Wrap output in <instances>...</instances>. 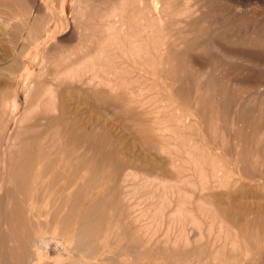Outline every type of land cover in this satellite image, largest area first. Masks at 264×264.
I'll use <instances>...</instances> for the list:
<instances>
[{"label": "rangeland", "instance_id": "obj_1", "mask_svg": "<svg viewBox=\"0 0 264 264\" xmlns=\"http://www.w3.org/2000/svg\"><path fill=\"white\" fill-rule=\"evenodd\" d=\"M0 7V264H264V0Z\"/></svg>", "mask_w": 264, "mask_h": 264}, {"label": "bare ground", "instance_id": "obj_2", "mask_svg": "<svg viewBox=\"0 0 264 264\" xmlns=\"http://www.w3.org/2000/svg\"><path fill=\"white\" fill-rule=\"evenodd\" d=\"M39 1V0H38ZM0 2H1V0H0ZM6 3V2H5ZM26 3H27V1H26ZM22 4V3H21ZM19 5H20V3H19ZM30 5V4H29ZM28 5V6H29ZM10 6V5H9ZM26 6V5H25ZM27 7V6H26ZM7 8V7H6ZM14 8V7H13ZM29 8V7H28ZM31 8V7H30ZM61 8L63 9V12L64 13H66V9H67V0H61ZM0 9H2V7H0ZM8 9V8H7ZM32 9V8H31ZM18 10H19V8H18ZM23 10H25V9H23ZM10 11V10H9ZM8 12V11H7ZM15 12V11H14ZM24 12V11H23ZM36 13V12H35ZM21 14H22V12H21ZM8 16V15H7ZM14 20L16 21L15 23H16V30H18L19 31V34H15L14 35V37H13V42H15L16 44H17V48L14 50L15 51V53L14 54H16V56H17V58H16V61H15V64H19V62H20V60H22V56L24 55V54H26L29 50H32V49H34V46L38 43H40V40H39V35H38V32H37V29H36V16H35V14H33V13H26V14H23V15H15L14 16ZM31 21H33V23H31ZM6 22V21H5ZM11 24H12V22H11ZM11 24H10V22L8 23V20H7V22H6V24H5V26H11ZM38 27V26H37ZM66 27H67V25H66ZM14 30V29H13ZM65 30V29H64ZM52 31H54V28H53V30ZM40 34V33H39ZM15 45V44H14ZM13 45V46H14ZM16 46V45H15ZM19 47V48H18ZM12 51V50H11ZM15 56V55H14ZM66 57V59L68 60V58H67V55L65 56ZM8 59V58H7ZM6 60V59H5ZM51 60H52V58H51ZM67 60H65V61H67ZM10 61V59L8 60V62ZM2 62H3V60H2ZM48 62V61H47ZM4 63H5V61H4ZM21 63V62H20ZM12 65V64H11ZM33 65V64H32ZM1 66V65H0ZM18 66V65H17ZM23 66V65H22ZM54 66V65H53ZM8 67V66H7ZM27 67H29V66H27ZM25 68V67H24ZM24 70V69H23ZM17 71V70H16ZM14 72V71H13ZM27 72H29V73H31V78H33L36 74H37V72L35 71V69L34 70H32L31 68H28L27 69ZM26 72V73H27ZM19 73V72H18ZM20 73H22V72H20ZM6 74V73H5ZM16 74V73H15ZM25 74V71H24V73H23V75ZM10 75V74H9ZM18 75V74H17ZM20 75V74H19ZM18 75V76H19ZM26 75V74H25ZM24 75V76H25ZM30 76V75H29ZM37 76V75H36ZM26 77V78H25ZM25 77H23L22 76V79H23V81H24V84L22 85L23 87H24V89H25V92H26V94L29 96V95H31V92H32V85H33V83H31V81H29L31 78H29V77H27V76H25ZM37 78V77H36ZM10 79H12V78H10ZM32 80V79H31ZM14 81V80H13ZM15 82H16V80H15ZM22 82V81H21ZM21 82H20V84H21ZM49 83H50V81H49ZM38 86V85H37ZM36 87V86H35ZM22 88V87H21ZM1 89V88H0ZM18 89V88H17ZM19 90V89H18ZM17 90V91H18ZM23 90V89H22ZM39 90H40V88H39ZM23 92V91H22ZM33 93V92H32ZM37 93H39L38 91H37ZM49 96L52 98V96H53V90H52V88H50V90H49ZM1 94H2V92H1ZM15 94H17V93H15ZM23 94V93H22ZM22 94H20V95H22ZM33 95V94H32ZM5 96V95H4ZM19 96V95H18ZM18 96L16 95L15 97V100L12 102V104H11V106L10 107H12V109H13V112L16 114V115H18L19 114V112H22L21 111V105H19V102H18V100H19V98H18ZM39 96V95H38ZM38 96H37V98H38ZM27 97V96H26ZM45 97V96H44ZM49 97V98H50ZM54 97V96H53ZM2 98H3V95H2ZM2 98H0V99H2ZM14 98V97H13ZM17 98H18V100H17ZM5 99V98H4ZM34 99V98H33ZM42 99V98H41ZM53 99V98H52ZM6 100V99H5ZM28 100H29V98H28ZM54 100V99H53ZM32 101V100H31ZM34 101V100H33ZM44 100H42V102H43ZM37 102H38V100H37ZM41 102V103H42ZM1 103V102H0ZM8 103V102H7ZM27 103V102H26ZM45 103H46V101H45ZM45 103H43L44 105H45ZM31 104V103H30ZM32 104H34V103H32ZM36 104V103H35ZM43 104H42V107H44L43 106ZM50 103H48V105H49ZM52 104V103H51ZM2 105H3V103H2ZM2 105L0 104V109H2L1 107H2ZM28 106V105H27ZM45 106H47V105H45ZM26 107V106H25ZM24 107V108H25ZM50 107V106H49ZM29 108V107H28ZM45 108V107H44ZM8 109V108H7ZM25 110H27V107H26V109ZM0 112H2L1 110H0ZM4 112H2V114H3ZM11 115H13V114H11ZM1 116V115H0ZM15 116V115H14ZM21 116V115H20ZM4 117V116H3ZM7 117H8V115H7ZM6 117V118H7ZM5 118V119H6ZM4 119V120H5ZM17 119H19V118H17ZM3 119H2V121L3 122H6V121H4ZM8 120H10V119H7V121ZM13 120H14V118H13ZM12 120V122H14ZM20 120V119H19ZM1 121V120H0ZM1 121V123L0 124H2L3 122ZM19 122V121H18ZM9 123V122H8ZM8 123L6 122V124L8 125ZM16 123H17V120H16ZM10 124V123H9ZM12 125H15V124H13V123H11V126ZM9 126V125H8ZM10 127V126H9ZM8 127V128H9ZM4 149V148H3ZM38 247V246H37ZM36 247V248H37ZM37 253H38V258L36 259V261H35V264H40L41 262H42V256H43V254H42V251H41V249L40 248H37ZM44 258L45 257H43V260H44ZM48 259V258H47ZM46 261H48V260H46ZM46 261H44V262H46ZM34 263V262H33ZM43 263V262H42ZM46 263H48V262H46Z\"/></svg>", "mask_w": 264, "mask_h": 264}]
</instances>
